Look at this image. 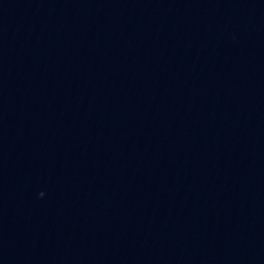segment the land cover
Segmentation results:
<instances>
[{
    "label": "water",
    "instance_id": "1",
    "mask_svg": "<svg viewBox=\"0 0 264 264\" xmlns=\"http://www.w3.org/2000/svg\"><path fill=\"white\" fill-rule=\"evenodd\" d=\"M0 264H264V0H0Z\"/></svg>",
    "mask_w": 264,
    "mask_h": 264
}]
</instances>
